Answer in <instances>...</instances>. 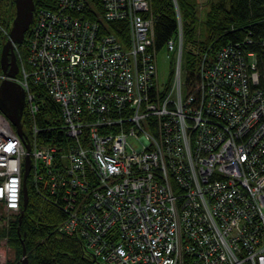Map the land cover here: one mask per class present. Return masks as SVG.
<instances>
[{
  "label": "built area",
  "instance_id": "1",
  "mask_svg": "<svg viewBox=\"0 0 264 264\" xmlns=\"http://www.w3.org/2000/svg\"><path fill=\"white\" fill-rule=\"evenodd\" d=\"M173 1L177 32L164 49L175 63L164 81L150 0L35 7L26 56L12 46L10 78L25 91L31 180L61 203L59 229L99 264H264V72L253 52L228 42L200 53L189 87ZM44 95L58 108L47 124L37 119ZM25 156L0 111L6 242Z\"/></svg>",
  "mask_w": 264,
  "mask_h": 264
},
{
  "label": "trees",
  "instance_id": "2",
  "mask_svg": "<svg viewBox=\"0 0 264 264\" xmlns=\"http://www.w3.org/2000/svg\"><path fill=\"white\" fill-rule=\"evenodd\" d=\"M50 0H34L35 7L50 5ZM183 30L182 67L189 87L196 79V65L200 53L207 47L212 51L228 42H240L241 47L253 52L258 68L264 72V0H209L208 7L200 17L197 0H176ZM153 17V46L163 49L167 40L177 32V15L173 0H150ZM14 0H0V24L9 31L14 17ZM16 47L27 54V37ZM0 40V46H2ZM1 51V50H0ZM174 60H172V67ZM0 68V72H1ZM170 70V71H171ZM44 95V103L38 112V122L47 124L57 118V105ZM28 117L23 112L21 123L26 135ZM51 138L52 131L40 134ZM28 202L18 226V216L10 221L8 242L15 250V258L8 264H21L22 245L26 248L28 264H99L84 247L80 237L59 229L66 217L61 203L47 193L37 190L27 180ZM22 203V198H21ZM20 203V204H21ZM22 209V204L20 210Z\"/></svg>",
  "mask_w": 264,
  "mask_h": 264
},
{
  "label": "water",
  "instance_id": "3",
  "mask_svg": "<svg viewBox=\"0 0 264 264\" xmlns=\"http://www.w3.org/2000/svg\"><path fill=\"white\" fill-rule=\"evenodd\" d=\"M14 17L9 29V38L3 43L0 51V68L5 75L0 80V111L5 114L9 121L14 125L15 130L19 136H23L26 143V156L23 169L22 178V209L18 216V226L22 220L24 210L28 202V191L26 180L31 167V160L28 154L30 149L29 138L22 127L21 118L25 105V91L22 86L14 81V76L18 72V63L16 60V54L14 44H21L24 41L25 33L30 28L33 20L35 4L34 0H14ZM26 131V130H25ZM21 264H28V257L26 255V248L22 245V257Z\"/></svg>",
  "mask_w": 264,
  "mask_h": 264
},
{
  "label": "rangeland",
  "instance_id": "4",
  "mask_svg": "<svg viewBox=\"0 0 264 264\" xmlns=\"http://www.w3.org/2000/svg\"><path fill=\"white\" fill-rule=\"evenodd\" d=\"M200 9V17L203 16L204 11L208 7L209 0H197ZM216 1V0H215ZM6 39V38H5ZM4 43V41H2ZM3 45V44H2ZM2 46H0L1 50ZM171 52L166 49H160L156 57L157 72L160 80L164 81L167 79L169 71L171 70ZM15 250L9 244L0 237V264H8L15 258Z\"/></svg>",
  "mask_w": 264,
  "mask_h": 264
}]
</instances>
